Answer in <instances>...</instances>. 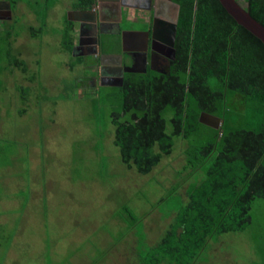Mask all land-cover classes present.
<instances>
[{
  "label": "trees",
  "instance_id": "trees-1",
  "mask_svg": "<svg viewBox=\"0 0 264 264\" xmlns=\"http://www.w3.org/2000/svg\"><path fill=\"white\" fill-rule=\"evenodd\" d=\"M173 1L178 6L174 54L167 68L125 74L117 86L95 84L92 93L78 99L88 103L94 140L102 145L105 133H110L127 169L147 175L164 157L174 155L173 159L178 156L180 160L169 163L172 178L191 179L189 184L180 186L178 181L169 189V193L179 189L180 195L167 225L164 222L159 230V240L152 244L148 237L136 239V246L144 245L141 252L140 248L134 250L138 264H196L209 241L245 231L252 223L253 205L264 201V44L239 25L218 0ZM237 2L264 26V0ZM78 3L76 7L84 10L94 0ZM11 26L0 29V62L6 56L16 73L25 72L26 61L14 49L19 34ZM30 31L34 33L35 28ZM71 34L66 21L62 49L68 53ZM109 42L116 47L118 40ZM84 59L72 57L67 68L86 67ZM14 73L0 65V92L7 74ZM33 78L28 80L33 83ZM71 85L65 91L72 98ZM14 86L22 103L32 98L37 102V107L32 106L39 114L43 107L38 102L49 98L44 96L49 87L46 91L40 82L34 89ZM202 113L218 117L221 126L216 129L201 123ZM24 115L23 107L18 116ZM99 149L95 146L90 152ZM172 178L169 187L174 184ZM19 209L23 213L20 203ZM121 212L127 228L134 227L137 217L127 207ZM259 262L264 263V250Z\"/></svg>",
  "mask_w": 264,
  "mask_h": 264
},
{
  "label": "rangeland",
  "instance_id": "rangeland-1",
  "mask_svg": "<svg viewBox=\"0 0 264 264\" xmlns=\"http://www.w3.org/2000/svg\"><path fill=\"white\" fill-rule=\"evenodd\" d=\"M72 2L21 0L19 14L4 24L19 34L14 49L28 69L16 73L6 56L0 62L15 72L7 74L0 92V264H138L135 251L144 245L136 246V239L159 240L180 195L169 189L191 181L172 178L169 163L178 156L164 157L151 173L139 175L120 162L110 133L102 145L94 140L88 103L78 99L94 91L96 70L81 65L69 70L72 57L62 49L66 6ZM39 82L49 87L44 95L49 98L38 102L43 107L38 114L37 102L22 103L14 85L34 89ZM68 83L72 98L70 91L66 95ZM95 146L100 149L93 154ZM170 178L175 180L169 187ZM123 207L137 217L131 229L120 219ZM263 208L264 201L257 200L245 231L209 241L196 264H261Z\"/></svg>",
  "mask_w": 264,
  "mask_h": 264
},
{
  "label": "flooded vegetation",
  "instance_id": "flooded-vegetation-1",
  "mask_svg": "<svg viewBox=\"0 0 264 264\" xmlns=\"http://www.w3.org/2000/svg\"><path fill=\"white\" fill-rule=\"evenodd\" d=\"M74 1L70 6H66L70 11H65V19L69 23V19L81 20L78 22L77 32L73 29L74 26H71L72 47L70 53H66L72 57L85 58L84 60L88 62L85 68L96 70L97 78L94 85L112 86L119 83L120 75L123 78L125 74L144 73L149 69L163 72L167 68L174 54V39L173 46H170L172 37L170 27L177 16L178 9L173 0H94L95 4L84 10L76 7L79 0ZM19 2L21 0H0V29L6 27L4 25L6 22H11L14 13L19 14ZM120 5L122 7L118 15ZM104 8L105 15L101 12ZM91 9L93 11H90ZM125 10L135 13L131 22L126 21ZM139 17H146V19L140 21ZM93 19H96L95 23ZM81 22H85V26H82L84 23ZM117 24L120 27L119 35L114 33L118 28ZM64 30L65 28L63 32ZM95 31L96 37L93 35ZM79 32L87 36L81 38ZM101 32L110 33V37ZM131 32L132 34H129ZM75 35L77 40L74 39ZM173 36L175 38V33ZM117 38L119 43L116 47L110 46L109 40L113 42ZM102 44L104 51L101 50ZM131 66L140 72H125V69Z\"/></svg>",
  "mask_w": 264,
  "mask_h": 264
},
{
  "label": "water",
  "instance_id": "water-1",
  "mask_svg": "<svg viewBox=\"0 0 264 264\" xmlns=\"http://www.w3.org/2000/svg\"><path fill=\"white\" fill-rule=\"evenodd\" d=\"M218 2L223 7V9L226 10L228 14H230L239 25L246 28L254 36L260 39L261 42L264 44V26L261 23H259L255 18H253L251 14L247 12L241 5H239L237 0H218ZM90 11H93V10L91 9ZM119 13H120V6H118V15ZM92 21L93 23H95L96 19H93ZM94 25L98 27L97 24H94ZM117 27L119 30V24H117ZM175 28H176V18L174 19L173 24L170 27V29L172 30L170 46H173V39H174L173 34L175 33ZM118 33L120 32L118 31ZM129 34H132V32ZM93 35L96 37L97 35L96 31L93 33ZM122 42H123V39H122ZM96 49H97V46L95 45V50ZM125 72H140V71L135 69L134 66L133 67L131 66L129 68H126ZM118 81H119L118 84H113L112 86H117L121 84L122 75H120ZM199 121L205 125L214 127L216 129H218L221 126V120L218 117L213 116L208 113H202Z\"/></svg>",
  "mask_w": 264,
  "mask_h": 264
},
{
  "label": "crops",
  "instance_id": "crops-1",
  "mask_svg": "<svg viewBox=\"0 0 264 264\" xmlns=\"http://www.w3.org/2000/svg\"><path fill=\"white\" fill-rule=\"evenodd\" d=\"M121 5H120V11H121ZM105 8H104V10L103 11H101L104 15L106 14L105 12ZM131 12V13H130ZM70 13V12H69ZM102 13H101V15H102ZM133 14H135L133 11H128V10H125V13H124V15H125V19H126V21L127 22H131L132 21V17H133ZM142 14H144V12H142ZM140 18V21H144L145 19H146V17H139ZM70 20V25L73 27L74 26V30L76 31V29H77V27H78V22L81 20H79V21H76V20H71V19H69ZM81 23H84V24H82V26H85V22H81ZM123 28V27H122ZM119 29H120V27H119ZM119 30H118V28H116V31L114 32V33H116V35H117V32H118ZM77 32V31H76ZM87 35L86 34H82V32H79V37H81V38H85ZM106 36V35H105ZM109 36V35H108ZM118 38H119V36H118ZM74 39L75 40H77V36L75 35L74 36ZM103 45V44H102Z\"/></svg>",
  "mask_w": 264,
  "mask_h": 264
},
{
  "label": "clouds",
  "instance_id": "clouds-1",
  "mask_svg": "<svg viewBox=\"0 0 264 264\" xmlns=\"http://www.w3.org/2000/svg\"><path fill=\"white\" fill-rule=\"evenodd\" d=\"M95 4V3H94ZM93 6V5H92ZM101 34H107V36L108 35H110V33H105V32H101ZM117 35H119V33L117 32ZM117 40H118V43H119V39L117 38ZM97 44H98V42H97ZM97 44H96V46H97Z\"/></svg>",
  "mask_w": 264,
  "mask_h": 264
}]
</instances>
